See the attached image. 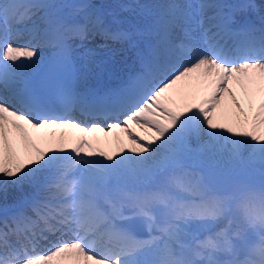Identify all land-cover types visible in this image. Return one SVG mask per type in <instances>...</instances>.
I'll return each instance as SVG.
<instances>
[{
	"label": "snow or ice",
	"instance_id": "1",
	"mask_svg": "<svg viewBox=\"0 0 264 264\" xmlns=\"http://www.w3.org/2000/svg\"><path fill=\"white\" fill-rule=\"evenodd\" d=\"M52 7L0 0V194L25 185L33 190L13 216L0 219V264H192L151 235L159 229L174 237L176 222L190 220L215 224L218 246L233 255L248 233L259 230L258 261L212 264H264V190L225 195L188 171L193 138H206L204 149L230 145L233 154L247 145L264 162V28L259 37L250 24L233 33L234 16H206L216 6L203 0L154 6L153 22L143 32L112 31L102 15L85 11L87 5L75 6L84 12L81 23H68L49 12ZM148 7L120 5L129 11ZM34 10H45L40 19L46 27L34 26L29 31L39 35L14 43L19 32L11 22ZM113 23L120 21L114 17ZM95 34L133 48L134 36L148 37L138 51L140 71L117 88L81 89L83 81L112 71L95 49L84 47ZM228 34L242 38L226 48L221 39ZM72 38L84 47L79 63ZM41 45L54 50L43 68ZM77 112L93 122L82 123ZM111 117L115 122L106 126L96 122ZM172 188L180 192L172 194ZM28 210L45 227L21 241L20 226L37 222ZM142 228L148 239L140 238ZM12 235L18 238L10 242ZM41 241L46 246L37 250Z\"/></svg>",
	"mask_w": 264,
	"mask_h": 264
},
{
	"label": "rangeland",
	"instance_id": "2",
	"mask_svg": "<svg viewBox=\"0 0 264 264\" xmlns=\"http://www.w3.org/2000/svg\"><path fill=\"white\" fill-rule=\"evenodd\" d=\"M209 1L212 2V0ZM169 2L172 1L159 0V2H155V4ZM219 146V150H214L217 151V155L214 156V159L208 158L207 156L211 151L210 149L214 148L213 146H211L210 149L207 148L208 152L203 149H198L197 147H191L193 149V155L189 162L191 167L188 171L197 175L203 183H208L213 188L219 187L222 191L227 187L232 191H236L248 183H258L264 187V162L256 158L247 145L240 146L235 154L230 151V145L220 144ZM210 156L212 157V154H210ZM176 191L179 193L180 189ZM231 210L232 209H229V211ZM202 222L203 221L196 225L197 229L200 230L202 228L204 225ZM177 234L181 235L183 232L178 230L175 235Z\"/></svg>",
	"mask_w": 264,
	"mask_h": 264
},
{
	"label": "bare ground",
	"instance_id": "3",
	"mask_svg": "<svg viewBox=\"0 0 264 264\" xmlns=\"http://www.w3.org/2000/svg\"><path fill=\"white\" fill-rule=\"evenodd\" d=\"M37 1H40V0H33V2H37ZM49 1H53V0H49ZM66 2H67V4H70V2H72V3H77V2H81V0H65ZM98 2V4H102V5H107L108 3V0H97ZM101 1V2H100ZM165 1V0H164ZM172 1V0H171ZM97 10H103V8H99L98 7V9ZM75 22H76V20H75ZM134 29H137V26H135L134 27ZM50 53H51V50L49 51V53H48V55H50ZM43 61H45L46 62V59L44 58V59H42V61H41V68L44 66L43 65ZM43 65V66H42ZM107 90V89H106ZM191 144H193V145H195V144H198V146L200 147V148H202V146H203V143H202V141L201 140H191V142H190ZM243 146V145H242ZM213 149L214 150H219L220 149V146L219 145H213ZM213 150V152H214V154L216 155L217 153V151H214ZM230 150V149H229ZM248 150V149H247ZM231 151V150H230ZM226 152V151H225ZM229 152V151H228ZM249 152V151H248ZM250 153V152H249ZM252 153V152H251ZM31 189V187H29L28 185H25L24 186V188H23V190L21 191V190H17V189H12V188H10L9 190H8V192H7V195L5 196V195H3V194H0V210L1 209H6L7 207H9V206H12L13 204H15L16 202H19V201H21L22 199H24V196H23V198L21 199V200H19L18 201V199H17V196H20V195H22V194H24V193H26V192H28L29 190ZM27 196V195H26ZM14 201H16V202H14ZM12 212L13 213H16L17 212V209H13L12 210Z\"/></svg>",
	"mask_w": 264,
	"mask_h": 264
}]
</instances>
